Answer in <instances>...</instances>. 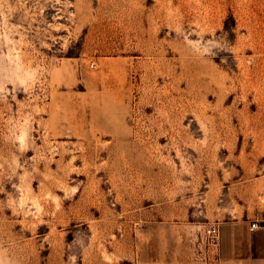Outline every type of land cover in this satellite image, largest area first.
<instances>
[{"label":"rangeland","instance_id":"374dc122","mask_svg":"<svg viewBox=\"0 0 264 264\" xmlns=\"http://www.w3.org/2000/svg\"><path fill=\"white\" fill-rule=\"evenodd\" d=\"M0 264H264V0H0Z\"/></svg>","mask_w":264,"mask_h":264},{"label":"crops","instance_id":"0c3cea01","mask_svg":"<svg viewBox=\"0 0 264 264\" xmlns=\"http://www.w3.org/2000/svg\"><path fill=\"white\" fill-rule=\"evenodd\" d=\"M262 223L263 222L260 221V225ZM257 228L253 230H257ZM219 230L220 238L218 243V253H220L222 259H229L234 253V244L236 243L238 236L242 234L247 236L248 229L244 223L227 221L219 226Z\"/></svg>","mask_w":264,"mask_h":264},{"label":"built area","instance_id":"2783aa9c","mask_svg":"<svg viewBox=\"0 0 264 264\" xmlns=\"http://www.w3.org/2000/svg\"><path fill=\"white\" fill-rule=\"evenodd\" d=\"M258 227V223L256 221H252L249 225L250 229H255ZM206 234L208 236V244L213 246H218L219 238H220V230L219 226L216 224H209L206 227Z\"/></svg>","mask_w":264,"mask_h":264}]
</instances>
